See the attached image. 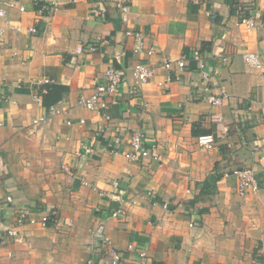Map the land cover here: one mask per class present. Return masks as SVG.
Returning a JSON list of instances; mask_svg holds the SVG:
<instances>
[{"label":"crops","instance_id":"1","mask_svg":"<svg viewBox=\"0 0 264 264\" xmlns=\"http://www.w3.org/2000/svg\"><path fill=\"white\" fill-rule=\"evenodd\" d=\"M52 1L50 11L35 5ZM122 1L126 24L112 0H0L22 26L0 45V264H136L141 249L151 264H264V0ZM242 16L252 18L250 30ZM125 27L146 34L155 53H132ZM195 49L209 82L191 60ZM247 51L259 53L260 66L245 63ZM140 58L155 68L140 87L128 75L99 114L78 103L108 66L128 73ZM50 107L62 111L32 124ZM134 131L157 159L124 156ZM209 133L214 146L200 147L196 137ZM234 168H251L258 190L238 195L236 178L223 175ZM18 206L54 221L21 226L14 241L3 229ZM120 206L125 217H112ZM99 220L117 262L94 245Z\"/></svg>","mask_w":264,"mask_h":264},{"label":"built area","instance_id":"2","mask_svg":"<svg viewBox=\"0 0 264 264\" xmlns=\"http://www.w3.org/2000/svg\"><path fill=\"white\" fill-rule=\"evenodd\" d=\"M114 6L120 12V20L123 24L128 22V13H129V6L128 4L124 3L122 0H112ZM239 3V1H238ZM55 3L52 2H36L35 5L39 6L40 10H53L55 8ZM10 7L15 6L13 2H8ZM53 8V9H52ZM20 11L25 10V7L22 5L18 6ZM91 11L94 14L102 13V9L100 8H92ZM0 17L4 19V25H0V45L2 44L3 36L6 30H14V31H21L22 26L18 23H12L7 18V11L5 8L0 6ZM241 24L247 30L252 28V18L249 16H242L239 18ZM27 31L30 33L35 32L34 27L27 28ZM123 34L127 37L132 39V46L131 51L134 54H137L141 57H151L156 49L154 45H152L147 38V35L143 32L138 30H132L128 27L124 28ZM89 51L96 50L95 45H90L87 47ZM118 55L123 56L124 51L118 53ZM243 60L245 63L258 67L260 66V55L258 52L247 51L242 54ZM119 58V57H118ZM117 58V59H118ZM224 61L227 58L224 56L222 57ZM119 60V59H118ZM185 57L179 58L175 61V64L178 68H183L185 66ZM191 60L195 63L196 68L201 73V78L205 82H209L210 74L206 69V62L203 59L199 50H193L191 54ZM172 61L170 59L164 60L162 66L166 69L171 68ZM129 72L126 73L125 70L121 67L110 65L104 71V80L100 83H93V90L89 94H81L78 103L86 109L95 111L97 114L102 113L105 109H107L108 105L114 101V99L120 94L123 84L127 80V76H131L133 82L137 86H141L143 83L148 81L154 75V67L149 65L148 63L144 62L141 58L136 60L131 66L129 67ZM41 82L49 83L50 80L48 78H44ZM83 88L87 89L86 85H83ZM42 92H46V89L43 88ZM221 96V97H220ZM220 96H209L208 101L212 104L220 103L222 99V95ZM36 100H39L37 96H35ZM62 110H58L55 108L50 107L47 113L42 114L32 120V124L36 125L41 122H45L48 118L53 116L54 114L60 113ZM83 119H79L78 123H83ZM68 124L73 123L72 121H67ZM227 128H224L223 134ZM121 141L120 136L116 135L112 139V143L114 144V148L112 149L113 153H117L118 149L116 145H118ZM196 142L200 147L210 149L214 146L215 139L213 134H201L196 137ZM128 143L130 145V150L122 152L124 156L131 160V161H138L139 159L152 156L154 158H158V155L155 152L150 151V147L145 146L143 143V134L139 131H134L128 136ZM224 176H234L236 178V192L238 195L242 196L247 192L257 191L258 190V183L255 179L254 172L251 168H234L230 171L224 172ZM117 185V181L114 182ZM11 196L6 197V201L11 202ZM164 206L167 204L164 203ZM15 224L13 226L5 227L4 234L13 238L14 241L19 239V228L21 226H25L28 224H37L41 227H46L50 224V221H54L48 213H42L38 216L32 215L30 210L26 207H16L15 208ZM126 208L120 206L114 212H112L111 216L114 218L122 219L126 215ZM0 224H1V213H0ZM192 225V224H190ZM94 237V245L96 248L98 247L101 251L105 252L109 258L113 262H117L119 259V255L116 252V249L111 243L110 238L105 233L104 221L99 220L95 226L93 231ZM126 248L129 251H132L134 248V242H130L127 244ZM137 261L136 264H151V259L147 252L143 249L137 252ZM259 264H262L260 262Z\"/></svg>","mask_w":264,"mask_h":264},{"label":"trees","instance_id":"3","mask_svg":"<svg viewBox=\"0 0 264 264\" xmlns=\"http://www.w3.org/2000/svg\"><path fill=\"white\" fill-rule=\"evenodd\" d=\"M57 88H59V87L55 86V87L48 88L47 92L45 93V94L48 95V96L46 95L48 97V102H47L48 106H50L51 103H53L54 101L57 100V98H58V95H57L58 90H57ZM207 181L208 180H205V183H207Z\"/></svg>","mask_w":264,"mask_h":264}]
</instances>
